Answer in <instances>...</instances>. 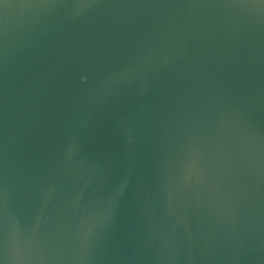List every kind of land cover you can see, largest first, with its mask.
<instances>
[{"label":"water","instance_id":"1","mask_svg":"<svg viewBox=\"0 0 264 264\" xmlns=\"http://www.w3.org/2000/svg\"><path fill=\"white\" fill-rule=\"evenodd\" d=\"M0 264H264V0H0Z\"/></svg>","mask_w":264,"mask_h":264}]
</instances>
